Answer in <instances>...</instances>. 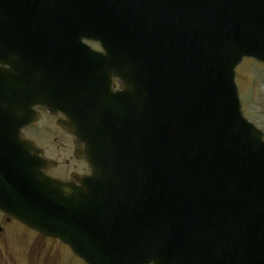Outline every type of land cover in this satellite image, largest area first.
<instances>
[{
    "label": "water",
    "instance_id": "water-1",
    "mask_svg": "<svg viewBox=\"0 0 264 264\" xmlns=\"http://www.w3.org/2000/svg\"><path fill=\"white\" fill-rule=\"evenodd\" d=\"M221 3L217 9L211 0H0V30L29 29L28 46L0 33V92L9 82L28 91L26 67L47 65L44 52L56 48L36 46L43 35L72 42L59 28L84 32V23L105 21L116 8L135 29L125 39L133 109L127 143L111 128L107 144L113 138L116 148L102 145L100 152L93 130L80 136L72 119L91 176L79 186L54 182L32 172L38 162L20 153L26 159L15 163L26 165L15 170L13 200L0 197V208L60 238L88 264H264V136L243 120L233 80L243 57L264 61V0ZM118 44L107 60L111 75L124 80ZM26 114L5 120L14 128L28 122ZM5 143L0 151L8 154L15 147Z\"/></svg>",
    "mask_w": 264,
    "mask_h": 264
},
{
    "label": "rangeland",
    "instance_id": "rangeland-1",
    "mask_svg": "<svg viewBox=\"0 0 264 264\" xmlns=\"http://www.w3.org/2000/svg\"><path fill=\"white\" fill-rule=\"evenodd\" d=\"M259 66V67H258ZM240 73V90L241 99L244 101L243 112L245 118L252 122L256 127L264 132V66L253 62H244L242 67L237 71ZM45 120V119H43ZM40 135V134H39ZM21 239L20 241H22ZM27 241L18 245V250L27 248ZM20 251V253H21ZM68 252L62 251V257L69 259L73 264H79L76 259L68 257ZM2 258H9V256L2 252ZM14 259L16 260L15 256ZM66 257V258H65ZM0 264H2L0 262ZM9 264V263H7ZM17 264H28L26 258L19 256ZM60 264H69V262H61Z\"/></svg>",
    "mask_w": 264,
    "mask_h": 264
},
{
    "label": "flooded vegetation",
    "instance_id": "flooded-vegetation-1",
    "mask_svg": "<svg viewBox=\"0 0 264 264\" xmlns=\"http://www.w3.org/2000/svg\"><path fill=\"white\" fill-rule=\"evenodd\" d=\"M77 161L73 158H71L69 161L66 162V166L70 167L72 170L69 172V175H61L60 174V178L65 179V180H69L70 179V175L73 174V172H76L77 174H85L86 172V165L84 163V161ZM82 162V164H81ZM61 170H59L58 173H62L64 171V169L60 168ZM46 174H50V169L46 172ZM51 176H55L50 174ZM57 177V176H55ZM57 177V178H59ZM15 225H19L14 219L9 218L4 216L3 214L0 213V243L2 244H9V243H14L16 242V229H14ZM1 253V251H0Z\"/></svg>",
    "mask_w": 264,
    "mask_h": 264
}]
</instances>
